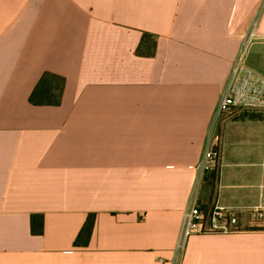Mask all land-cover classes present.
<instances>
[{
  "label": "crops",
  "instance_id": "obj_1",
  "mask_svg": "<svg viewBox=\"0 0 264 264\" xmlns=\"http://www.w3.org/2000/svg\"><path fill=\"white\" fill-rule=\"evenodd\" d=\"M262 15L264 0H0V264H264V121L216 115ZM45 74L56 105L30 101ZM193 203L236 210L239 231L181 250Z\"/></svg>",
  "mask_w": 264,
  "mask_h": 264
},
{
  "label": "built area",
  "instance_id": "obj_2",
  "mask_svg": "<svg viewBox=\"0 0 264 264\" xmlns=\"http://www.w3.org/2000/svg\"><path fill=\"white\" fill-rule=\"evenodd\" d=\"M259 37L264 42V35H256L254 29L249 30L243 37L230 78L217 103V116L233 110L264 114V72L248 62L250 48ZM218 155V150L207 148L203 155L204 163H213ZM250 214L256 223L263 220V212L259 207L252 209ZM238 231L236 210L226 209L217 204L206 210L193 203L184 212L179 248L182 250L186 240L192 235L232 234Z\"/></svg>",
  "mask_w": 264,
  "mask_h": 264
},
{
  "label": "trees",
  "instance_id": "obj_3",
  "mask_svg": "<svg viewBox=\"0 0 264 264\" xmlns=\"http://www.w3.org/2000/svg\"><path fill=\"white\" fill-rule=\"evenodd\" d=\"M51 79H55L60 82L62 81V78L57 77V76L48 75V74L43 75L37 85V89H35V91L30 96V101L32 103H36L38 99H42L44 97V98H47V101H46L47 103H53L54 105L58 104V94L48 92V90L45 91V88H44L45 84H47ZM38 90H40L39 92H41V94H38ZM54 90L60 91V88L55 87ZM254 115L258 116L257 114H254ZM213 178L214 176H210V179H213ZM93 217H94L93 215H89L87 217L85 224L83 225V227L81 228V230L79 231V233L77 234L73 242L74 246L83 247L87 244L88 239L90 237L91 229L93 226ZM31 221H32V225L34 226V222H35L34 216H32ZM40 226H41V223H40Z\"/></svg>",
  "mask_w": 264,
  "mask_h": 264
},
{
  "label": "rangeland",
  "instance_id": "obj_4",
  "mask_svg": "<svg viewBox=\"0 0 264 264\" xmlns=\"http://www.w3.org/2000/svg\"><path fill=\"white\" fill-rule=\"evenodd\" d=\"M261 29L264 32V15H262V19H261ZM248 62L255 68L264 72V42L260 39V37L255 40L254 44L250 48L249 55H248ZM257 115L258 116L254 114L253 115L248 114V115L238 116L234 114V115H228L227 118L235 119V120L253 118V119L264 121V114H257ZM216 160H215V163H216ZM206 175L209 179L208 184L215 186V181H217V171H216L215 165L213 169L206 172ZM210 176H214V178L210 179Z\"/></svg>",
  "mask_w": 264,
  "mask_h": 264
}]
</instances>
